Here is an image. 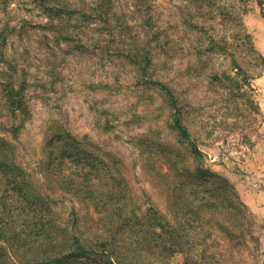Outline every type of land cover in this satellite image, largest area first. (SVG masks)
<instances>
[{"label":"rangeland","instance_id":"1","mask_svg":"<svg viewBox=\"0 0 264 264\" xmlns=\"http://www.w3.org/2000/svg\"><path fill=\"white\" fill-rule=\"evenodd\" d=\"M158 82L179 99L188 140ZM0 139L55 201L52 217H78L70 229L88 237L119 235L118 213L154 207L172 220L187 182L176 171L193 168L195 144L247 206L252 231L244 245L215 232L202 260L264 264V0H0ZM64 147L80 156L49 158ZM94 167L91 195L67 189ZM111 191L128 198L124 209Z\"/></svg>","mask_w":264,"mask_h":264},{"label":"trees","instance_id":"2","mask_svg":"<svg viewBox=\"0 0 264 264\" xmlns=\"http://www.w3.org/2000/svg\"><path fill=\"white\" fill-rule=\"evenodd\" d=\"M97 7L101 9L100 5ZM92 9L97 11L96 7ZM212 46H216L215 41ZM158 84L174 109L172 128L182 141L188 140L190 132L183 122L179 99L169 86ZM9 88L7 97L16 106L14 109L26 111L21 89ZM188 150L193 168H177L178 177L187 182L175 194L179 206L172 220L165 219L154 207L141 215L133 211L118 213L115 220L119 235L88 237L70 229L75 227L78 217L65 222L52 217L55 201L33 189L15 159L13 146L0 139V264H170L177 253L183 254L184 264H205L202 259L208 257L215 232L244 245V234L252 232L247 206L240 200L234 201V193L224 177L202 165L203 153L197 145L192 144ZM55 152L52 150L49 158H56L61 164L65 156H80L73 147ZM53 165L49 163L47 170ZM95 170L71 176L66 181L67 189L76 196L91 195L96 186L91 179L98 176ZM111 193L110 205L124 209L128 198ZM221 216L231 218L232 222Z\"/></svg>","mask_w":264,"mask_h":264}]
</instances>
